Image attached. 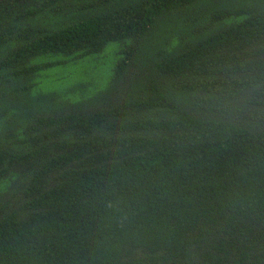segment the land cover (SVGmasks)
Masks as SVG:
<instances>
[{
  "label": "trees",
  "instance_id": "16d2710c",
  "mask_svg": "<svg viewBox=\"0 0 264 264\" xmlns=\"http://www.w3.org/2000/svg\"><path fill=\"white\" fill-rule=\"evenodd\" d=\"M0 264H264V0L1 2Z\"/></svg>",
  "mask_w": 264,
  "mask_h": 264
},
{
  "label": "rangeland",
  "instance_id": "374dc122",
  "mask_svg": "<svg viewBox=\"0 0 264 264\" xmlns=\"http://www.w3.org/2000/svg\"><path fill=\"white\" fill-rule=\"evenodd\" d=\"M117 44H110L100 55L89 58H62L63 64L47 70L41 79V88L62 92L79 84H87L88 92L103 88L111 78L117 56L111 55Z\"/></svg>",
  "mask_w": 264,
  "mask_h": 264
},
{
  "label": "water",
  "instance_id": "95a60500",
  "mask_svg": "<svg viewBox=\"0 0 264 264\" xmlns=\"http://www.w3.org/2000/svg\"><path fill=\"white\" fill-rule=\"evenodd\" d=\"M3 1H6V0H0V3L3 2Z\"/></svg>",
  "mask_w": 264,
  "mask_h": 264
}]
</instances>
